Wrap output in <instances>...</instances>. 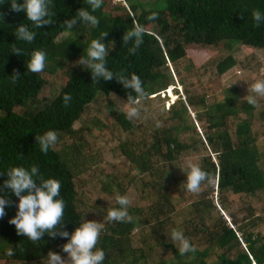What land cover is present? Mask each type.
<instances>
[{
  "label": "trees",
  "instance_id": "1",
  "mask_svg": "<svg viewBox=\"0 0 264 264\" xmlns=\"http://www.w3.org/2000/svg\"><path fill=\"white\" fill-rule=\"evenodd\" d=\"M132 2L104 0L93 12L87 0H52L53 23L41 28L28 21L25 12H12L11 0L0 4V13H3V18L0 17V186L8 178L6 171L12 167L30 170L36 166L44 179L59 180L61 198L66 203L60 230L70 235L84 221H93L87 217V209L107 217L109 210L120 207L116 195L123 196L128 186H139L143 196L148 190L154 192L147 207L129 206V222H108L107 219L102 222L104 227L97 247L105 252L103 264H264V235L248 233L246 229L249 224L258 229L264 223V211L258 215L251 212L249 218L238 224L227 214L231 228L218 209V206L223 211L226 209L222 208L223 199L228 194L245 198L264 192V154L257 149L252 132L256 115L264 124V98L258 99L259 107H253L245 99L252 94L248 86L234 84L222 88L219 99L209 102L191 90L192 85L186 80V75L199 70L216 81L237 65L235 58L227 55L213 56L196 67L188 51L212 52L222 47L226 52H235L240 47L264 48V23L257 27L252 17L253 10L264 13V0H161L162 6H154L155 0L146 4L151 6L148 8L146 5L142 8L143 3ZM17 3L22 4L23 0ZM79 9L95 15L99 25L92 27L82 21ZM153 12L158 13V18L150 21L147 17ZM71 18H76L77 24L67 29L63 22ZM133 21L154 34L144 36L143 44L134 55L129 53L132 42L125 45L122 41L125 32L133 28ZM21 24L35 32L32 43L16 38ZM104 32L108 35L102 38ZM94 39H102L107 44L106 66L117 78L138 75L148 94L143 101L160 102L153 110L154 115L170 123L163 128L156 125L142 128L150 142L136 136L138 125L127 120L125 112L114 109L109 100L104 103L105 113L97 110L103 114L102 118L93 115L85 121L89 103H102L112 96L126 105L128 95L136 96L115 77L93 82L87 65L79 64L82 56L87 58V49ZM17 48L23 54L13 53ZM35 50L47 55L46 67L41 73L27 69ZM15 73L19 75L14 78ZM47 76L58 79L46 101L48 95L43 89L49 82ZM260 79H264V74ZM178 85L181 91L175 88ZM168 88L173 93L170 104H167ZM65 95L71 96L67 104ZM192 110L195 122L190 119ZM142 120L140 123H145L146 117ZM107 121L116 129H110ZM76 122L81 125L75 127ZM198 124L200 133L196 131ZM94 129L106 135L109 142L108 147L98 148V155L106 152L117 160L101 169L103 180L98 192L114 200L103 212L77 200L79 176L102 161L91 152L86 137V134L93 136ZM49 130L57 133L58 142L45 154L36 136ZM191 155H198L197 164L211 178V183L205 182L202 190H209L213 195L215 192L218 202L213 203L214 196L208 199L199 194V200L192 203L190 217L177 228L172 224V217L183 205L189 171L182 160ZM4 191L13 204L5 208L6 215L0 218V243L7 244L14 252L11 260L46 264L49 251L66 257L62 246L68 238L45 234L41 241L33 243L17 235L15 226L8 221L17 212L14 201L19 198L7 189ZM173 229L182 231L197 251L180 255L171 240ZM157 248L169 257L159 256L154 262H147L146 258Z\"/></svg>",
  "mask_w": 264,
  "mask_h": 264
},
{
  "label": "clouds",
  "instance_id": "2",
  "mask_svg": "<svg viewBox=\"0 0 264 264\" xmlns=\"http://www.w3.org/2000/svg\"><path fill=\"white\" fill-rule=\"evenodd\" d=\"M103 2L104 0H87L93 12L99 9ZM3 3L4 0H0V4ZM51 3L52 0H23V3L19 4L17 0H11V11L25 12L27 20L36 28H41L53 23L50 18L53 15L50 11ZM78 16L82 21L90 24L92 27L99 25L98 18L87 10L79 9ZM0 17L3 18V13H0ZM252 17L255 21V26L258 27L261 23H264V13L260 10H253ZM157 18L158 13L155 12L147 17L150 21ZM63 24L67 29H72L77 24V19L71 18L65 20ZM133 25L131 30L125 32L122 41L125 45L132 42L133 46L129 48V53L134 55L143 44L144 36L153 33H149L148 29L138 22L133 21ZM15 35L20 40L32 43L36 34L29 30L27 25L21 24L17 27ZM107 35L108 32H104L102 38ZM13 53L17 55L23 54L18 48ZM108 55L109 50L107 44L103 43L102 39H94L87 49V58L82 56L78 61L80 65H87V68L90 69L93 82H99L100 79L110 81L115 77L125 89H130L135 92V97L132 95H128L127 97L124 110L125 118L129 121L145 118L144 113L146 109L142 102L148 94L143 86V81L136 74H132L130 78L124 75H120L117 78L106 66V57ZM46 62V53L42 50H35L27 63V69L32 73H41L46 67ZM18 75L19 73H15L13 76L15 78ZM171 88L168 89L171 90ZM248 92L252 94L245 96L247 103L253 107H259L257 98H264V79H258L252 83L248 88ZM70 100V95L64 96V102L66 104ZM159 126V123H157V127ZM36 140L40 145L41 152L46 154L50 148H54L57 144L58 135L55 131L49 130L43 135L36 136ZM187 167L189 169L186 172L187 180L185 182L187 191L194 194L199 193L205 182L211 183L209 174L198 164L189 161ZM6 175L8 178L0 186V193H2L0 194V218L6 215L5 208L11 207L13 204L7 198L8 192L4 191L7 189L11 194L19 198L18 210L15 216L8 221L15 226L17 235L27 237L33 243L41 241L45 234L53 238L56 236L68 238V242L62 246V251L67 254V259L62 258L60 254L54 251H49L46 264H103L105 252L97 247L104 227L101 222L84 221L71 235L67 231L60 230L64 225L66 203L61 198V183L59 180L52 178L44 179L39 175V170L36 166H32L30 170L24 167H12L6 171ZM216 200L214 204L217 203ZM116 202L120 207L113 208L107 212V221L129 222L131 220L128 212L131 204L129 197L117 194ZM223 217L230 226L231 223L224 213ZM230 227L233 228L232 225ZM171 240L178 242L180 255L195 253L197 251L196 247L180 230L173 229L171 231ZM8 255H14V252L9 249Z\"/></svg>",
  "mask_w": 264,
  "mask_h": 264
},
{
  "label": "rangeland",
  "instance_id": "3",
  "mask_svg": "<svg viewBox=\"0 0 264 264\" xmlns=\"http://www.w3.org/2000/svg\"><path fill=\"white\" fill-rule=\"evenodd\" d=\"M155 0H133L132 3L139 2L143 3L142 8H144V5L147 3H154ZM113 3V2H112ZM162 2L161 0H157V2L154 4L157 6H162L160 5ZM146 7H151L147 6ZM145 8V9H147ZM108 7L106 8V11H108ZM65 34V33H64ZM63 34V35H64ZM231 52V53H230ZM226 52L222 47L221 49H216L212 52H189L188 55L191 58L193 64L197 67L200 64H203L213 56L215 57H226L227 55H232L236 62L237 65L229 70L226 74H224L220 79L214 80V79H208L207 76L203 75L201 71L198 70L196 74L190 73L186 75V80L191 83V90H194L197 94L199 92L200 98L208 99L209 102L219 99L217 96L219 95L220 91L222 88H226L229 85H234V84H245L248 86L247 88L250 87V85L256 80L260 79L261 76L264 74V48L262 49H257L253 50L252 48H244L240 47L238 48L235 52L230 51ZM48 79V84L45 85L43 92L45 95H48L46 101L50 97V92L52 89V86L55 85L57 82V77L55 76H47ZM210 80V81H209ZM177 90L181 91L180 86H175ZM168 94L166 95L168 97V103L170 104L172 101L169 98L172 94L171 90L168 89ZM170 94V95H169ZM162 97V95H160ZM182 99V97H180ZM199 98V99H200ZM258 97L257 99H259ZM263 99V98H261ZM112 101V105L114 109H119L124 112L125 110V104L119 102L116 100L114 97H110L109 99H104L101 102L97 103H89L86 107L85 115L87 117L85 118V121H88L89 118L93 115L102 118L103 114L101 115L100 113H97L98 111L104 112V103L106 101ZM45 101V102H46ZM114 102V103H113ZM143 106L146 109V112L144 113V117H146L145 123H140L141 120H133V123L135 125H138V131H136V136L141 137L145 139L147 142H150V139L148 138V133H143L142 128H152L155 125L157 126V123H159V127L163 128L164 126H168L170 122L166 121L164 122V118H156L154 115V109L159 106L160 102L153 100V101H143ZM168 106V105H166ZM105 113V112H104ZM192 114V115H191ZM195 114V112L190 111V119L195 122L194 118L192 117ZM100 115V116H99ZM106 115V114H105ZM107 125L109 126L110 129L114 130L116 129V126L112 124V122L107 121ZM150 124L151 127H150ZM172 124V123H171ZM80 123H75L74 126L78 127L80 126ZM93 131V136H88L86 134V137L88 139L89 147L92 149L91 152H95V156L98 155V148L99 147H108L109 142L106 141L107 136L103 135V133H99L96 129L92 130ZM197 133L201 132V125L198 124L196 128ZM252 132L254 133V138H255V144L259 152L264 154V124H262L258 118V116H255V119L252 120ZM113 144H110L112 146ZM198 155L194 156H185L184 159L182 160L183 166H187L188 162L191 161L192 163L197 164L198 162ZM99 159H102L101 162L97 163V166L95 167H90L89 169H86V172L82 173L78 180L79 184V189H80V194L78 192L77 197L79 199L78 202H85L88 206V204L94 205V208L96 211H106L108 210V206L114 203V200H110L107 195H101L98 192V185L101 183L103 178L100 176L101 174V169L104 170L105 166L108 163H115L117 160L114 159V157H111L109 153L106 152H101L100 155H98ZM107 172H109V169L107 168ZM106 174V173H105ZM174 189V188H173ZM148 193V194H147ZM146 195L143 196L142 194V189L137 186V188L134 185H130L127 187V190L123 196H128L131 204L130 205H135L138 207H147L150 205L149 203L152 201V196L154 192L148 190ZM199 194H203L209 197L214 196V201L217 199L213 193H211L209 190L203 191L201 190L199 193H191L189 191H184V194L182 196L181 202H183V205H181L178 209L176 214L172 217V224L176 225L177 228L182 224L185 220H187L190 216L189 213H192L193 208H192V203L199 200ZM218 202V200H216ZM215 203V202H213ZM226 208L224 211L223 209L218 206V209H220L219 215L223 216V213L227 216L228 221L231 222V218L235 221L236 224L242 222L243 219L249 218L251 215V212L253 214H261L262 211H264V192L257 194L255 196H249L243 198L242 196H233L229 195L226 196L223 199V207ZM217 209V208H216ZM218 211V210H217ZM86 215L89 217L90 220L96 221V222H104L106 221V217H103L101 215L95 214V212H91L88 209L86 210ZM230 214L231 218L227 215ZM225 220V219H224ZM246 222V221H245ZM248 233H259L261 235H264V223L259 226L258 229H255L252 227L251 224L247 225L246 227ZM255 230V231H254ZM132 234H134L132 232ZM150 242V241H148ZM136 243V242H135ZM179 248L178 242H174ZM200 249L201 247L196 244ZM10 247L5 244V243H0V264H22L18 262H14L11 260V256L8 255ZM219 252H216V255H218ZM64 257L67 259V254ZM159 256H164V257H169L167 253H162L161 250L154 249L153 254L146 258L147 262H154ZM217 258V257H216ZM213 261L215 260L212 258ZM146 263V262H145Z\"/></svg>",
  "mask_w": 264,
  "mask_h": 264
},
{
  "label": "water",
  "instance_id": "4",
  "mask_svg": "<svg viewBox=\"0 0 264 264\" xmlns=\"http://www.w3.org/2000/svg\"><path fill=\"white\" fill-rule=\"evenodd\" d=\"M18 203H19V199H16V200L14 201V207H15V210H16V211L18 210V208H17Z\"/></svg>",
  "mask_w": 264,
  "mask_h": 264
},
{
  "label": "built area",
  "instance_id": "5",
  "mask_svg": "<svg viewBox=\"0 0 264 264\" xmlns=\"http://www.w3.org/2000/svg\"><path fill=\"white\" fill-rule=\"evenodd\" d=\"M231 226V225H230Z\"/></svg>",
  "mask_w": 264,
  "mask_h": 264
}]
</instances>
